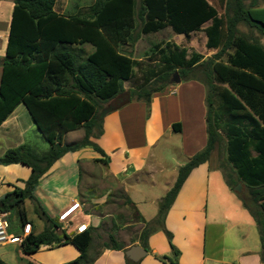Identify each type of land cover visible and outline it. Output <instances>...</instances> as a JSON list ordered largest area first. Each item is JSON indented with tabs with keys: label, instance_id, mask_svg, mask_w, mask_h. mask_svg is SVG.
I'll return each mask as SVG.
<instances>
[{
	"label": "trees",
	"instance_id": "trees-1",
	"mask_svg": "<svg viewBox=\"0 0 264 264\" xmlns=\"http://www.w3.org/2000/svg\"><path fill=\"white\" fill-rule=\"evenodd\" d=\"M13 1L15 6L6 55L0 59V126L22 104L49 144V149L39 153L23 145L0 157L1 165L21 164L32 171L30 178L23 182V189L16 187L14 192L0 200V213L14 211L21 223H26L25 200L34 199L33 192L40 179L67 153L89 147L103 156L97 162L107 164L103 150L92 142V138L103 134L105 116L134 101L150 103L155 93L175 84L173 78L178 73L182 81L196 80L206 86L208 144L179 169L175 185L160 204L159 220H165L191 172L211 159L216 144L223 140L222 129L226 130L228 161L237 170L239 178L248 182V195L240 196L259 226L264 261V48L256 42L236 39L239 23L264 31V8H246L242 0H229L227 35L222 36L223 30L219 28V35L212 36L217 28L204 26L216 23L218 11L208 0H142L138 12L135 0H96L89 13L83 16L60 13L58 0ZM136 18L142 21V33L145 35L170 28L174 34L189 38L205 31L208 47L221 49L203 63L197 64L199 57L196 56L192 65L186 63L182 54L183 63L180 65L183 68L179 70L174 67L180 60L174 55L167 57L164 60L167 71L158 76L151 87L131 90L127 92L125 103L103 108L100 112V102L109 103L117 99L123 92V83L134 77L137 62L120 52L119 47L134 40L131 35ZM86 46L93 49L90 54L85 51ZM160 47L161 44H156L154 50ZM231 50H234L233 58L228 64H223L222 59ZM192 71H202L207 80L189 77ZM219 83L228 84V88L220 92ZM217 98L221 99L227 121L215 107ZM81 129L84 137L80 141L65 143L68 133ZM173 129L181 132L182 126L174 124ZM250 146L251 158L248 153ZM229 185L235 188L232 183ZM36 212L46 221L47 228L39 235L30 234L22 240L23 254L34 255L43 246L73 245L80 257L67 264L84 263L93 241L92 234L86 231L68 235L38 206ZM149 235L150 228L146 224L140 236L145 249ZM111 241L113 249H123L114 237ZM171 247L177 257L178 250L172 243ZM167 259L170 258H163ZM0 264L6 263L0 260ZM126 264L140 263L127 258Z\"/></svg>",
	"mask_w": 264,
	"mask_h": 264
},
{
	"label": "crops",
	"instance_id": "crops-1",
	"mask_svg": "<svg viewBox=\"0 0 264 264\" xmlns=\"http://www.w3.org/2000/svg\"><path fill=\"white\" fill-rule=\"evenodd\" d=\"M14 6L13 0H0V59L6 55ZM1 75L2 68L0 80ZM206 97L202 82L181 80L155 93L150 103L134 101L106 115L103 134L92 142L103 150L107 164L97 162L103 156L89 147L57 160L40 179L34 199L25 200L27 222L21 223L19 231L9 229L20 240L0 245V260L6 264H67L80 257L73 245L43 246L34 255L23 254L22 240L47 228L36 212L38 206L68 235L80 234L78 229L87 226L84 232L89 231L93 241L82 264H126V251L135 245L143 247L140 236L147 223L150 235L147 248L143 247L147 255L140 264H174L171 259L176 264H264L259 226L234 196L214 156L191 172L165 220H159L160 204L175 185L179 169L208 144ZM184 102L189 112L186 116L182 113ZM178 123L181 132L173 129ZM166 136L182 142L172 169L160 146ZM41 138L21 104L0 126V157L23 145L47 152L49 144L44 139V148L38 147ZM31 174V169L21 164H0V200L16 187L23 189ZM151 191L157 196L150 198ZM142 202L155 207L151 215L141 207ZM76 204L79 207L60 221ZM26 225L32 226L29 234H24ZM111 237L123 249H113ZM171 243L179 252L177 257Z\"/></svg>",
	"mask_w": 264,
	"mask_h": 264
},
{
	"label": "rangeland",
	"instance_id": "rangeland-1",
	"mask_svg": "<svg viewBox=\"0 0 264 264\" xmlns=\"http://www.w3.org/2000/svg\"><path fill=\"white\" fill-rule=\"evenodd\" d=\"M228 1L229 0H208V2L218 11L217 21H215L216 23L214 25L213 23H209L204 26V28L210 29H212L213 26L217 28L216 32L213 31L212 36L219 35V28L223 30L222 36L227 35L226 19L228 17ZM95 2L96 0H58L57 10L65 15L83 16L89 13L90 7L93 6ZM242 2L246 8H264V0H242ZM141 4L142 0H135L136 12H138V10L140 9ZM142 26V21L136 18L135 29L133 30L131 35L134 37V40H130L125 45L119 47L120 52L132 57L137 62L134 77L132 80L123 83V92L117 97V99L109 103L100 102V112H102L103 108H114L125 103L128 99L127 92L131 90L138 91L143 87H151L155 79L165 73V71H167L164 63V60L167 57L174 55L178 60H180V63H178L179 65H176L174 67L176 70H179L183 68V66L180 65L181 62L183 63L182 54L185 55L186 63L190 62V65H192V62L194 61L196 56L199 57V62L197 64L203 63L206 60L213 58L214 55L221 49L220 47L216 49L208 47V34L205 31L195 33L189 38L174 34L170 28L156 34L145 35L142 33ZM236 39L250 43L256 42L259 44V46L264 48V31H261L256 27H251L244 22L237 25ZM156 44H161L160 49L154 50V46ZM84 49L89 53L92 52L91 47L86 46ZM233 56L234 50H231L224 56L222 61H220L223 64H228L230 58H233ZM193 64H195V62ZM188 76L200 80H207L206 75L202 71H192ZM183 82H186V80H183ZM217 86L219 87L220 92L221 90L228 88V84L219 83L217 84ZM186 105V102H184L182 111L184 116L189 114L187 109L188 107ZM221 105V99L217 98L215 100V107L217 108L223 120L227 121L228 118L227 116H225ZM226 134V130L222 129L223 140L220 143L216 144V148L214 149L211 157L214 156V159L223 170L227 181H229V183H232L235 187L233 190L234 196L237 197L238 200L243 202L241 196L248 195V182L243 178H239L237 170H235L228 161V138ZM83 135L84 130L82 129L74 131L65 137V142L67 143L68 141L77 140ZM45 144L46 142L41 138L38 142V147L40 149H43ZM181 144L182 142L179 140V138L177 140H169L168 136H166V138L163 139L160 143L161 149H163V157L166 161H168L167 165L169 169H172V166L175 163L174 161H176L180 157L179 147L181 146ZM248 153L251 158V146L249 147ZM158 178H160V175L158 176ZM239 185H241V189L240 191H237L239 190ZM148 196H150V198H154L157 196V194L155 191H151ZM120 202L122 203V201ZM140 205L147 212V215H151V213L155 210V207H153L150 203L142 202V204ZM250 205L252 208H254L252 203H250ZM28 211L30 212L29 206ZM113 211L119 212L120 210L113 209ZM10 224L12 232H16L21 229L20 219L14 211L11 213ZM147 226L150 227V223H147ZM137 237L139 238V235Z\"/></svg>",
	"mask_w": 264,
	"mask_h": 264
},
{
	"label": "built area",
	"instance_id": "built-area-1",
	"mask_svg": "<svg viewBox=\"0 0 264 264\" xmlns=\"http://www.w3.org/2000/svg\"><path fill=\"white\" fill-rule=\"evenodd\" d=\"M79 207V204L74 205L70 210H68L66 213H64L59 219L60 221H64L67 216L77 209ZM9 213H0V245L9 243V242H15L19 241L20 238L15 237L10 234L9 229H10V221H9ZM31 225H26L24 229V234H29L31 231ZM87 228V226H81L78 229L79 233L84 232V230Z\"/></svg>",
	"mask_w": 264,
	"mask_h": 264
},
{
	"label": "water",
	"instance_id": "water-1",
	"mask_svg": "<svg viewBox=\"0 0 264 264\" xmlns=\"http://www.w3.org/2000/svg\"><path fill=\"white\" fill-rule=\"evenodd\" d=\"M173 82L175 84H179L181 82V78L179 77V74L176 73L173 78ZM241 189V185H239V190ZM147 255V250H145L140 245H135L129 248L126 251V257L133 261L134 263H139L145 256Z\"/></svg>",
	"mask_w": 264,
	"mask_h": 264
}]
</instances>
